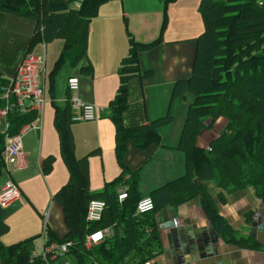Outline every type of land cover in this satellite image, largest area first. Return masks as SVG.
Segmentation results:
<instances>
[{
	"label": "trees",
	"instance_id": "16d2710c",
	"mask_svg": "<svg viewBox=\"0 0 264 264\" xmlns=\"http://www.w3.org/2000/svg\"><path fill=\"white\" fill-rule=\"evenodd\" d=\"M110 0H0V11L34 20L37 27L30 35L25 54L35 46L62 41L60 53L45 80V94L53 109V127L58 136L59 155L67 170V181L53 194L52 200L62 209L67 233L58 236L46 225V244L71 241L69 254L76 264H143L162 254L158 216L166 207L174 210L181 204L198 198L201 210L209 224L227 244L242 249L264 251L253 235H238L219 212L207 183L225 193L252 188L260 211L264 206V0H200L198 12L202 32L194 39L196 50L189 77L176 82L173 95L182 90L192 94L177 148L183 152L184 173L160 187L151 190L153 209L146 213L136 211L141 197L138 189L141 165L128 168L125 164L127 146L145 151L161 144L159 129L171 121L170 116L158 118L144 125L126 127L122 115L128 107V86L132 78L141 84L153 74L142 70L139 56L159 47L169 22L168 6L178 0H159L162 17L157 36L148 42L137 40L123 18L128 50L117 67L118 86L108 103L109 119L114 127V157L120 168L117 176L106 181L100 191L92 192L89 184L88 157L99 153L92 150L77 158L71 132V108L66 88V103L55 102L56 82L61 70L68 65L77 69L78 78L91 76L93 68L87 56L89 25L97 16L99 7ZM76 2L77 8L71 4ZM23 55V56H24ZM72 75V74H71ZM73 75V76H75ZM70 74L67 76V78ZM66 78V80H67ZM7 77L0 72V86ZM1 93V90H0ZM1 105V103H0ZM219 118H225L224 128L206 147L197 145L204 129L212 128ZM37 119L35 111L13 112L7 116V132L17 134ZM4 134L0 132V176L6 169L3 158ZM54 155L42 159L44 175L52 171ZM17 185V184H16ZM125 189L126 197L118 195ZM105 203L101 219L87 221V207L91 200ZM219 204L226 203L218 193ZM264 210V209H263ZM0 206V264H46L34 254L36 234L5 245L1 236L9 231ZM252 211L245 213L246 223H252ZM264 215V214H263ZM111 228L101 243L86 249V235ZM95 252V254L93 253ZM55 264V261H47Z\"/></svg>",
	"mask_w": 264,
	"mask_h": 264
},
{
	"label": "crops",
	"instance_id": "0c3cea01",
	"mask_svg": "<svg viewBox=\"0 0 264 264\" xmlns=\"http://www.w3.org/2000/svg\"><path fill=\"white\" fill-rule=\"evenodd\" d=\"M180 1L183 0L176 2ZM196 3L197 0H186L183 5L172 3L168 6L169 22L163 43L139 56L141 69L152 70V76L142 84L137 78L129 82L128 107L122 115L126 127L144 125L165 116L171 117V121L159 129L160 145L145 151L136 150L130 143L127 146L125 164L128 168H137L150 157L141 165L139 174L141 184H138V189L142 196H147L151 190L184 173V156L177 145L192 94L182 90L174 96L173 88L177 81L191 74L196 50V43L192 39L202 32ZM161 12L162 4L159 0H111L99 7L97 16L90 22L87 56L93 73L91 76L79 77V96L95 106L96 118L92 121L73 122L71 132L77 158L92 150H99L98 154L88 157L92 192L100 191L103 182L110 181L120 171L114 160V127L108 117V103L118 86L117 65L127 52L123 18L126 17L127 21L129 19L128 28L136 39L148 42L158 34ZM134 14L136 18L132 19ZM36 27L34 20L0 11V72L4 77L9 78L16 72ZM41 45L35 46L33 51L39 53L42 50L45 57L49 51L53 62L61 50L62 41L54 40ZM70 71L71 68L66 65L57 78L55 102L60 107L66 103V78ZM71 74H77V69ZM46 99L48 102L43 107L40 119L33 123L38 128H29L21 136L27 168L16 170L8 166L5 179L0 182L1 189L6 181L12 180L20 192V198L3 211L4 220L9 225V231L1 236L5 245L41 234V218L47 211V223L55 233L61 237L67 233L62 209L53 202L52 196L67 181L68 173L59 156L58 137L53 127V109L48 96ZM3 125L4 122L0 121V130ZM204 130L197 138L200 147L208 146L218 135V132L205 134ZM48 155H54L55 162L52 171L44 175L41 162ZM207 187L214 196L219 212L238 235L250 234L264 243V228L256 229L254 224L246 223L245 220L246 212L259 207L252 188L228 194L211 182L207 183ZM221 192L226 199L224 204L216 200V195ZM173 218L177 219L176 227L171 224ZM158 222L163 252L151 259L150 264H264V251L242 249L225 243L209 224L198 198L179 205L175 210L172 207L164 208L158 216ZM38 240H41V246L44 243L42 237L35 240V255L40 254L35 251ZM69 255L60 259L65 260ZM64 264L69 263L65 261Z\"/></svg>",
	"mask_w": 264,
	"mask_h": 264
},
{
	"label": "built area",
	"instance_id": "2783aa9c",
	"mask_svg": "<svg viewBox=\"0 0 264 264\" xmlns=\"http://www.w3.org/2000/svg\"><path fill=\"white\" fill-rule=\"evenodd\" d=\"M78 5L76 2L72 6ZM44 44V43H43ZM45 52L44 54H25L13 76L7 78L5 84L0 86V121L4 122L2 132L3 139V158L8 166H13L16 170H24L27 168L25 154L22 149L21 136L25 130L29 128L37 129V125L33 124L40 119L43 107L46 102L45 98ZM66 88L69 92V104L71 108V121H92L96 118V108L93 104L87 103L79 96L80 82L77 76H69L66 80ZM35 111L37 119L30 125L23 127L17 134L10 136L7 132L9 123L7 116L10 113L18 112L20 114ZM126 197L125 189H122L118 195V200L121 201ZM20 198L19 188L12 180H8L0 189V206L6 208L14 201ZM105 203L102 200L93 199L87 207V221H98L101 219L102 211ZM153 209L152 199L148 196H143L137 202L136 211L138 213H146ZM252 224L256 229L264 228V215L257 207L252 211ZM49 212L43 215V230L42 238L44 240L40 256L47 264V261H57L58 259L69 254L70 247L73 245L71 241L53 242L46 244L45 230L48 222ZM173 226H177V219L171 220ZM111 228L86 235L83 246L90 249L101 243L106 235L111 233ZM36 255H31L29 261L32 262ZM143 264H150V260Z\"/></svg>",
	"mask_w": 264,
	"mask_h": 264
},
{
	"label": "rangeland",
	"instance_id": "374dc122",
	"mask_svg": "<svg viewBox=\"0 0 264 264\" xmlns=\"http://www.w3.org/2000/svg\"><path fill=\"white\" fill-rule=\"evenodd\" d=\"M111 1V0H110ZM184 1H186V0H183V1H180V2H176L177 4H180V5H183V3H184ZM199 1L200 0H197V3H196V7L198 6V4H199ZM109 2V1H108ZM107 3V2H106ZM156 3V2H155ZM155 3H154V5H155ZM175 2H174V4H176ZM194 4H195V2H194ZM198 16V15H197ZM161 17H162V14H161V16H160V23H161ZM136 18V15L134 14V15H132V19H135ZM124 23V22H123ZM128 24H129V19H128ZM202 24V23H201ZM129 26V25H128ZM201 32V31H200ZM199 32V33H200ZM138 40V39H137ZM49 44V43H48ZM41 45V44H40ZM41 48H42V45H41ZM48 48H50V45H48ZM127 50H128V47H127ZM32 53L33 54H42V50L38 53V52H36L35 50L34 51H32ZM59 53H60V51H59ZM58 53V54H59ZM58 56V55H57ZM57 58V57H56ZM55 58V59H56ZM52 56H51V54L49 53V51H48V53H47V56L45 57V78H46V76L48 75V73H49V71L51 70V68H52V66H53V63H54V61L55 60H53V62H52ZM119 64V63H118ZM117 67H118V65H117ZM72 71L73 70H71L70 71V76H71V73H72ZM46 94H45V98H46ZM59 101V100H58ZM46 102H48V100L46 99ZM46 102H45V104H46ZM48 106H49V104H48ZM111 121V120H110ZM225 123H226V119L225 118H219L217 121H216V123L214 124V126L212 127V128H208V129H206V130H204V132H205V134H207V132H208V134H212V133H217V132H220L223 128H224V126H225ZM112 124V123H111ZM55 130V129H54ZM56 132V131H55ZM57 134V133H56ZM113 134H114V132H113ZM58 137V136H57ZM113 148H114V138H113ZM113 154H114V149H113ZM60 156V155H59ZM61 159V158H60ZM114 160H115V157H114ZM62 161V160H61ZM115 162H116V160H115ZM133 169V168H132ZM135 169V168H134ZM154 170V169H153ZM152 170V171H153ZM183 170H184V161H183ZM152 171H151V173H152ZM5 174H6V169H4L3 171H2V174H1V176H0V182L1 181H3V179H5ZM104 183L105 182H103V184H102V187H103V185H104ZM139 185L141 184V179H139V183H138ZM102 189V188H101ZM4 209H6V208H4ZM263 209H264V206H263ZM262 209V213L264 214V210ZM43 213V212H42ZM41 229L43 230V217L41 218ZM41 234H42V232H41ZM40 242H41V240H38L37 241V243H36V246H35V251H38V252H41V248H42V246L40 245ZM94 254H95V252H93ZM68 262L69 264H76V260H75V257L74 256H72V255H69L65 260H57L56 261V264H64V262ZM91 262H92V264H98V260L96 259V257L95 256H93V257H91ZM88 264H90L89 262H88Z\"/></svg>",
	"mask_w": 264,
	"mask_h": 264
},
{
	"label": "clouds",
	"instance_id": "9594fccd",
	"mask_svg": "<svg viewBox=\"0 0 264 264\" xmlns=\"http://www.w3.org/2000/svg\"><path fill=\"white\" fill-rule=\"evenodd\" d=\"M71 6H72V4H71ZM73 7V6H72ZM78 7V5L75 7V8H77Z\"/></svg>",
	"mask_w": 264,
	"mask_h": 264
}]
</instances>
